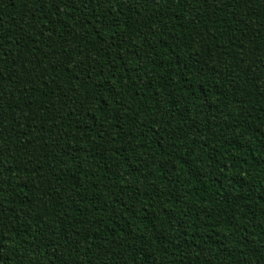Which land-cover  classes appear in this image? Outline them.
<instances>
[{"label": "trees", "instance_id": "1", "mask_svg": "<svg viewBox=\"0 0 264 264\" xmlns=\"http://www.w3.org/2000/svg\"><path fill=\"white\" fill-rule=\"evenodd\" d=\"M0 264H264V0H0Z\"/></svg>", "mask_w": 264, "mask_h": 264}]
</instances>
